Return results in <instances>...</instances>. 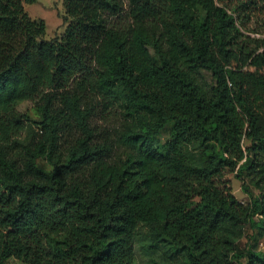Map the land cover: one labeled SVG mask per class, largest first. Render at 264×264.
Returning a JSON list of instances; mask_svg holds the SVG:
<instances>
[{"label": "trees", "instance_id": "obj_1", "mask_svg": "<svg viewBox=\"0 0 264 264\" xmlns=\"http://www.w3.org/2000/svg\"><path fill=\"white\" fill-rule=\"evenodd\" d=\"M35 1L0 0V264H138L143 227L164 264H264V0H63L53 39Z\"/></svg>", "mask_w": 264, "mask_h": 264}, {"label": "rangeland", "instance_id": "obj_2", "mask_svg": "<svg viewBox=\"0 0 264 264\" xmlns=\"http://www.w3.org/2000/svg\"><path fill=\"white\" fill-rule=\"evenodd\" d=\"M24 8L28 15L33 19H44L46 22V33L43 36L45 39H53L56 36H61L64 32L67 23L64 22L63 16L66 14L63 0H36L33 3L24 2ZM253 37H264V31L262 33H252ZM208 81L211 78L207 75ZM19 108L29 114L33 119L38 120L39 114L34 109V103L32 101H25L19 105ZM97 123L102 125H108L106 122H102L99 118L96 119ZM172 124L169 123L160 133L161 142H165L170 137V130ZM43 164V162L41 161ZM246 184L249 191L246 192L242 189V179L233 176L232 187L233 193L236 198L244 204H248L251 199L258 194V188L252 181L251 176H245ZM149 243V235L146 227H143L139 233L135 249L138 264H164L163 257L160 252L148 251L147 244ZM240 249H244L249 246L257 247L264 250V236H258L255 229L247 227L245 235L238 241ZM246 264L247 259H242ZM11 264H24L20 261L12 260ZM168 264V262H167Z\"/></svg>", "mask_w": 264, "mask_h": 264}]
</instances>
